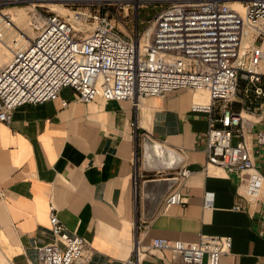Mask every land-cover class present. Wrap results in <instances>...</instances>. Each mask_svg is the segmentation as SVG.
I'll use <instances>...</instances> for the list:
<instances>
[{"label":"crops","instance_id":"1","mask_svg":"<svg viewBox=\"0 0 264 264\" xmlns=\"http://www.w3.org/2000/svg\"><path fill=\"white\" fill-rule=\"evenodd\" d=\"M208 100L176 90L136 108L129 100L84 103L65 87L55 100L16 108L10 124L0 121V264H38L37 246L53 240L50 203L90 243L88 264H125L155 238L200 234L232 236L220 264H264V200L246 192L251 172L205 169L208 115L191 106ZM257 114L254 133L264 124V110ZM252 150L264 176V145L252 139ZM184 167L192 174L179 183ZM177 185L185 202L164 211ZM138 264L177 259L151 249Z\"/></svg>","mask_w":264,"mask_h":264},{"label":"built area","instance_id":"2","mask_svg":"<svg viewBox=\"0 0 264 264\" xmlns=\"http://www.w3.org/2000/svg\"><path fill=\"white\" fill-rule=\"evenodd\" d=\"M52 4L66 13L51 12ZM17 5L30 8L34 36L20 30L28 42L17 40L0 69L1 122L10 124L22 105L57 99L65 87L84 103L129 100L136 108L149 96L206 91L208 102L191 106L208 115L205 169L251 172L246 192L264 200L252 150V139L264 145V124L253 132L257 110H264V0H0V40L15 25L3 10ZM144 7L153 16L143 19ZM121 12L135 22L133 31L118 26ZM191 174L184 167L174 178L180 183ZM184 202L174 186L164 211ZM49 213L53 240L37 246L38 264H88V240L69 232L53 203ZM232 246L230 235L200 234L197 241L155 238L146 250H168L177 264H220ZM146 250L136 247L125 264H138Z\"/></svg>","mask_w":264,"mask_h":264},{"label":"rangeland","instance_id":"3","mask_svg":"<svg viewBox=\"0 0 264 264\" xmlns=\"http://www.w3.org/2000/svg\"><path fill=\"white\" fill-rule=\"evenodd\" d=\"M16 7V8H15ZM49 10L55 11V12H61V13H66V11H64V9L61 6L58 5H48ZM9 8H13L11 9V13L14 14L13 18H14V24L13 27L7 28L6 29V35L9 38L8 43H11V40L13 38H20L19 32L20 30L24 31L27 36H29V39L31 37L34 36V32L31 26V22L29 20V15H30V8L26 7L25 5H17V6H8L6 7L3 11H9ZM141 16L143 19H148L151 16H153V9L151 8H141ZM131 17V16H130ZM130 17L126 16L124 13L121 12L120 15V20L118 21L119 25L118 26H122L125 27V30L128 32L133 31L135 28V22L134 21H130ZM124 24V25H123ZM88 26H81V29L84 30L85 32L88 30ZM145 25L141 23V21L139 22V27L140 29H143ZM27 36H24L22 43H27L28 42V38ZM12 57V53L11 50L8 47H5L4 45L0 44V69L3 68L7 63L10 62ZM201 92V91H200ZM205 95L208 97V93L206 91Z\"/></svg>","mask_w":264,"mask_h":264},{"label":"bare ground","instance_id":"4","mask_svg":"<svg viewBox=\"0 0 264 264\" xmlns=\"http://www.w3.org/2000/svg\"><path fill=\"white\" fill-rule=\"evenodd\" d=\"M53 5V4H52ZM55 5V4H54ZM16 8V7H15ZM11 9H13V8H9V11H5V13H7L8 15H9V17L11 18V20L12 21H14V18H13V16H14V14L13 13H11ZM1 16V15H0ZM5 33H6V30H5ZM17 33H19V35H20V38H18V37H16V38H13L12 40H11V43H8V41H3V40H0V44L1 45H4L5 47H8L10 50H11V53H12V56H13V51H14V49L16 48V45H18V42L21 40H23V38H24V36H22V34L20 33V32H17ZM6 39H8V37H6ZM17 40H18V42H17ZM16 41V42H15ZM18 47H19V45H18ZM12 58V57H11ZM201 92H203V91H201ZM143 101L144 100H142V102H141V105L143 104ZM206 102H208V101H205V102H201V103H206ZM140 105V106H141Z\"/></svg>","mask_w":264,"mask_h":264}]
</instances>
